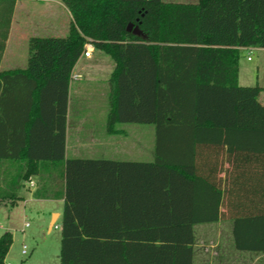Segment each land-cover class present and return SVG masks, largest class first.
Wrapping results in <instances>:
<instances>
[{
	"label": "trees",
	"instance_id": "obj_1",
	"mask_svg": "<svg viewBox=\"0 0 264 264\" xmlns=\"http://www.w3.org/2000/svg\"><path fill=\"white\" fill-rule=\"evenodd\" d=\"M64 4L69 34L31 38L26 67L0 72V204L34 178L35 199H64L61 264H194L195 226L219 221L238 251L264 253V89L239 84L241 49H264V0ZM15 5L0 0V64ZM87 43L115 64L108 132L153 125L152 161L66 157ZM12 244L0 236V264Z\"/></svg>",
	"mask_w": 264,
	"mask_h": 264
},
{
	"label": "crops",
	"instance_id": "obj_2",
	"mask_svg": "<svg viewBox=\"0 0 264 264\" xmlns=\"http://www.w3.org/2000/svg\"><path fill=\"white\" fill-rule=\"evenodd\" d=\"M198 1L199 0H170L164 2L196 4ZM53 3L56 5H53ZM72 23V15L65 6L64 0L61 3L55 0H16L9 30V37L0 64V72L23 69L26 67L22 66V64L21 66H18L16 61L20 45L22 46L23 53L26 52L27 57V54L29 55V52L27 53L28 44L31 38H47L42 36L46 33H54V35L56 34L61 37H66L69 34ZM258 50L264 51V49ZM241 51H245V49H241ZM95 52L98 51L94 48L90 58H86L82 55L72 72L67 112L66 157L148 162L146 160L148 158L146 132L142 130V127H137L139 124H120L116 126V130L119 131L118 133H109L107 127V115L100 121H98V117L94 115L93 108H95V104L93 97L99 93V84L102 81L108 82L109 84V80L115 67V64L113 66L110 65V67H113V70L108 78L106 75L104 76L101 74V70L103 69L99 66L100 64L96 65L87 63L83 65L82 60H92ZM99 53L100 56L103 55V53ZM99 61L102 63V57ZM109 92L107 98L109 97ZM82 98L85 99L83 104L81 102ZM80 108L81 113L79 112V119L76 121L77 137L75 138V144L72 147L73 150H75L73 154L75 156H70L68 130L70 114L73 112L77 115V111H79ZM100 122L104 123L105 126L98 128L97 125ZM121 136L124 137L123 140L119 139ZM81 150L84 151L79 152ZM227 157L228 153L225 148L224 158L227 159ZM223 167L224 169L229 168L228 162H225ZM33 182L36 186L32 187V201L47 203L50 206L51 211L49 213L52 216V220L50 221L48 230L51 232L57 224L61 223L64 199H35L33 194L38 186V180L34 178ZM25 186L26 189H30L29 186ZM19 196L23 199V202L26 201L20 191ZM58 205L62 206V210H58ZM55 218H57V222L53 225ZM207 225L211 224L197 225L196 228ZM195 229L194 232H196ZM194 250V264H200L199 260L201 259L202 264H213L209 252L210 250L215 249L206 245L199 247V245L196 244V234ZM255 257L256 260H259L264 258V254H255ZM6 264L10 263L6 262Z\"/></svg>",
	"mask_w": 264,
	"mask_h": 264
},
{
	"label": "rangeland",
	"instance_id": "obj_3",
	"mask_svg": "<svg viewBox=\"0 0 264 264\" xmlns=\"http://www.w3.org/2000/svg\"><path fill=\"white\" fill-rule=\"evenodd\" d=\"M55 1L61 3L63 0ZM53 5L56 4L53 3ZM42 36L61 37L60 35H54V33H46ZM25 57L26 52L23 53L22 46L20 45L19 53L16 57L18 66H21V64L22 66L27 65L28 54L26 59ZM101 57L103 59L102 63L99 61ZM248 57L251 58L250 61ZM87 63L100 64L99 66L103 69L101 70V74L106 75L108 78L113 70V67H110V65H114L113 60L109 56L104 54L100 56L99 52H95L93 59L90 61L82 60L83 65ZM239 84L244 87L259 86L264 89V51H242L239 63ZM108 92V82L102 81L99 84V93L93 97L95 104V108H93L94 115L98 117V121L104 119L103 117L107 115L109 110ZM84 101L85 99L82 98V104ZM259 101L264 104V92L259 95ZM79 112L81 113V108L77 111V115L73 112L70 114L68 128L70 156H75L73 155L75 150L72 147L77 137L76 121L79 119ZM103 124L100 122L97 127L101 128L105 126ZM137 127H142V130L146 132V147L148 150V158L146 160L152 161L154 159L155 148V127L153 125H139ZM119 139L123 140L124 137L121 136ZM27 186L30 189H26L25 186V188H21L20 190L21 194L25 197L26 203L21 201L14 208L0 204V236L6 232H10L13 237V244L6 257V262L10 264H61L59 260L61 249L60 223L49 232V224L52 220V216L49 213L51 211L50 206L47 203L32 201L31 191L33 188L29 184ZM58 210H62V206L58 205ZM25 222L29 223L28 228H24ZM56 222L57 218L54 219L53 225ZM233 228L234 223L232 221H219L211 225L199 226L195 229L196 244L199 247L206 245L215 249L209 252L213 264H264V258L255 259V254L264 253L238 251L235 248ZM23 246L27 247V255L22 254ZM199 262L202 264V259Z\"/></svg>",
	"mask_w": 264,
	"mask_h": 264
},
{
	"label": "built area",
	"instance_id": "obj_4",
	"mask_svg": "<svg viewBox=\"0 0 264 264\" xmlns=\"http://www.w3.org/2000/svg\"><path fill=\"white\" fill-rule=\"evenodd\" d=\"M258 49H259V48H247V49H245V50L254 51V50H258ZM93 51H94V47H93V45H92L91 43H87L86 46H85V51H84V53H83L84 57H86V58H90L91 55H92V53H93ZM248 60L250 61L251 58L248 57ZM29 185H30L31 187H35V183H34L33 181H31V182L29 183ZM28 227H29V223H28V222H25V223H24V228H28ZM22 254H23V255H27V254H28V253H27V247H26V246H23Z\"/></svg>",
	"mask_w": 264,
	"mask_h": 264
},
{
	"label": "water",
	"instance_id": "obj_5",
	"mask_svg": "<svg viewBox=\"0 0 264 264\" xmlns=\"http://www.w3.org/2000/svg\"><path fill=\"white\" fill-rule=\"evenodd\" d=\"M127 31L128 32H133L134 34L136 35H140V36H143V32L140 30V28L137 26V27H134L133 24H130L127 28Z\"/></svg>",
	"mask_w": 264,
	"mask_h": 264
}]
</instances>
